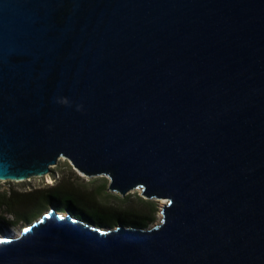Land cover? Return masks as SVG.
Masks as SVG:
<instances>
[{"label":"water","instance_id":"water-1","mask_svg":"<svg viewBox=\"0 0 264 264\" xmlns=\"http://www.w3.org/2000/svg\"><path fill=\"white\" fill-rule=\"evenodd\" d=\"M61 158L159 224L49 207L0 264H264V0H0V181Z\"/></svg>","mask_w":264,"mask_h":264},{"label":"trees","instance_id":"trees-1","mask_svg":"<svg viewBox=\"0 0 264 264\" xmlns=\"http://www.w3.org/2000/svg\"><path fill=\"white\" fill-rule=\"evenodd\" d=\"M103 186L94 189L81 187L75 179L68 177L45 189L0 191V211L13 218L8 221L0 217V221L9 225L29 222L47 206L101 228H111L117 222L127 227L145 228L154 221L156 202L138 196L134 201L129 197L110 196L117 202H104L102 193L108 194L104 193Z\"/></svg>","mask_w":264,"mask_h":264},{"label":"rangeland","instance_id":"rangeland-1","mask_svg":"<svg viewBox=\"0 0 264 264\" xmlns=\"http://www.w3.org/2000/svg\"><path fill=\"white\" fill-rule=\"evenodd\" d=\"M68 177L75 179V181L77 182V184L79 186L85 187V188L94 189V188H100L101 186L104 185L103 186L104 193L108 194V195H104L102 193V196H103L102 198L104 199V202H109V203H116L117 202V201H114L112 199V197H110V196H116L118 198H122L115 193H110L107 191L108 179L106 177L85 178V177L81 176L79 173L75 172L72 169V167L70 166V164L68 163V161L63 159V158H61L57 161L56 166L51 168V172L47 176L39 177V178H30V179L25 180V181L20 182V183L0 181V191H9L11 189L16 190V191H31L34 189H45L47 186L54 185L55 183H57L62 178H68ZM137 196L140 197V191L139 190L131 191L125 197H129L130 201H134L135 197H137ZM125 197H123V198H125ZM152 201H154V200H152ZM162 201L163 200L154 201L157 204V212L155 214L154 221L152 223H149L147 225L148 227H153V226L159 224V222L161 220V215L159 213V210L161 209V206L163 204ZM164 203H165V201H164ZM49 207L50 206L45 207L39 214L35 215L29 222L21 221V222L14 224V225H9L5 222L0 221V231L9 227L13 233L19 234L24 227H26L29 224L36 222L40 218V216L49 209ZM57 212H59L63 215L66 214V212H64V211H57ZM0 217L6 219L8 221L13 220V218L10 215H7V214L3 213L2 211H0ZM115 226H116V223L112 227L114 228Z\"/></svg>","mask_w":264,"mask_h":264},{"label":"bare ground","instance_id":"bare-ground-1","mask_svg":"<svg viewBox=\"0 0 264 264\" xmlns=\"http://www.w3.org/2000/svg\"><path fill=\"white\" fill-rule=\"evenodd\" d=\"M162 203L164 204V201H162ZM14 234H17V233H14Z\"/></svg>","mask_w":264,"mask_h":264}]
</instances>
